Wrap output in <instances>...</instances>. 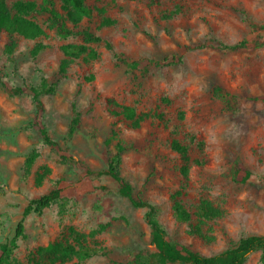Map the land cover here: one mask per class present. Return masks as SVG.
Instances as JSON below:
<instances>
[{
	"label": "rangeland",
	"instance_id": "rangeland-1",
	"mask_svg": "<svg viewBox=\"0 0 264 264\" xmlns=\"http://www.w3.org/2000/svg\"><path fill=\"white\" fill-rule=\"evenodd\" d=\"M55 2L63 13L62 0ZM82 2L92 15L76 30L100 41L63 37L40 13L34 18L45 34L17 37L7 56L8 36L0 31V248L14 237L29 200L60 189L41 214L24 219L26 237L15 252L21 262L61 241L78 249L66 264H138V257L161 264L145 210L120 194L109 175L83 174V165L105 170L120 140L126 147L121 174L157 205L171 241L212 255L241 236L263 234L264 47L237 52L219 45L264 41V31L251 27L264 23V0ZM38 45L43 48L34 53ZM173 54L182 60L163 62ZM44 81L56 86L41 95L42 124L74 160L63 162L31 124L37 107L32 92L21 88L41 89ZM77 115L80 128L69 138ZM174 141L188 147L187 175ZM33 148L39 156L26 172ZM237 162L251 172L246 182L229 176ZM202 200L221 216L199 221L195 212ZM176 203L192 213L190 221L178 219ZM261 255L251 254L245 264H261Z\"/></svg>",
	"mask_w": 264,
	"mask_h": 264
},
{
	"label": "trees",
	"instance_id": "trees-1",
	"mask_svg": "<svg viewBox=\"0 0 264 264\" xmlns=\"http://www.w3.org/2000/svg\"><path fill=\"white\" fill-rule=\"evenodd\" d=\"M156 2L158 0H151ZM64 12H60L56 7L55 0H0V31H3L8 36V42L5 45V53L11 56L16 47V38L23 37L25 39L34 40L45 34V29L34 18L35 14L45 13L51 20V27L63 37H69L74 34H83L89 40L100 41V37L95 36L87 31L76 30L79 22L83 17L92 15V9L85 6L82 0H62ZM68 22L73 23V29L69 27ZM251 27L257 31H264V23H251ZM264 47V41L256 38L252 41L244 39L232 45L221 44L219 48L228 49L231 51H252L257 48ZM43 45H38L34 49L37 53ZM76 55V54H75ZM182 60V56L173 54L165 56L163 62L167 64L178 63ZM67 61H64L61 66V73L66 72ZM1 80V79H0ZM41 89L30 86L22 87L21 91L30 90L32 97L37 107L35 117L32 121V126L38 129L41 133L43 142L55 149L61 160L67 162L74 160L71 153L66 148L54 140L42 124V115L44 112L41 95L44 93H53L56 84L49 85L43 82ZM264 100L263 97H259ZM129 117L133 113L127 112ZM80 128V116L74 119L69 131L71 138ZM115 135V134H114ZM115 136H112L114 139ZM171 147L176 151L184 164L181 166L183 175H187L190 165V157L188 147L179 141H174ZM126 147L120 140L117 143V150L109 160L108 166L102 171H92L88 166L83 165L82 170L86 179L95 174L109 175L117 182L119 192L126 197L134 207L143 208L144 219L148 224L152 242L156 248V259L161 264L181 263V264H245L249 256L255 252L261 251V264H264V233H251L241 236L239 240L231 242L224 250L212 255H204L200 251L192 248L188 244L180 241H171L167 238V232L163 224L158 218V207L153 202L145 200L137 194L131 183L121 174V165L123 162V154ZM39 156V151L33 148L25 159V171L28 172ZM229 176L236 182H246L251 172L243 166L241 162H237L233 169L229 172ZM70 194H74L73 189L69 190ZM61 196L60 189H52L49 192L40 195L39 197L29 200L24 207L22 219L19 221L14 237L0 248V264H66L74 256L78 255V249L72 244L55 241L47 246H41L36 249L27 262H21L15 255L18 248V243L26 237V227L24 219L30 214H41L45 208L49 207ZM175 212L180 221L187 222L192 219V213L188 211L182 204H175ZM195 214L199 221L214 219L221 216V211L215 207L209 200H202ZM110 226L109 223L101 224L99 231H104ZM138 264H147L138 257Z\"/></svg>",
	"mask_w": 264,
	"mask_h": 264
}]
</instances>
